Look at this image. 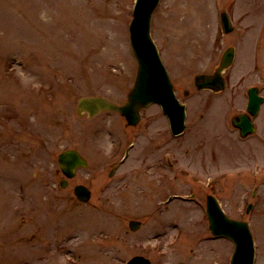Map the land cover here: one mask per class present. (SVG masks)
Instances as JSON below:
<instances>
[{"label":"rangeland","instance_id":"obj_1","mask_svg":"<svg viewBox=\"0 0 264 264\" xmlns=\"http://www.w3.org/2000/svg\"><path fill=\"white\" fill-rule=\"evenodd\" d=\"M134 4L0 0V252L20 264H66L69 248L76 264H126L137 254L153 264H230L234 245L208 227L213 194L230 217L250 224L255 264H264V104L254 135L241 139L230 121L245 110L250 87L264 96V0H161L151 33L187 106L179 137L158 105L137 127L111 112L77 115L83 96L127 100L138 71L128 33ZM230 46L236 60L226 89H197L195 76L214 73ZM71 148L89 166L61 189L58 155ZM79 183L92 190L88 204L74 196ZM131 219L143 222L137 234ZM70 233L79 240L69 242Z\"/></svg>","mask_w":264,"mask_h":264},{"label":"water","instance_id":"obj_2","mask_svg":"<svg viewBox=\"0 0 264 264\" xmlns=\"http://www.w3.org/2000/svg\"><path fill=\"white\" fill-rule=\"evenodd\" d=\"M158 2L159 0H139L135 11V21L131 27L132 46L140 68L136 85L129 94L127 104L118 106L102 97L82 98L79 100V114L87 112L90 117H93L101 111H115L124 115L129 125H136L140 120V109L157 102L171 119L174 133L177 134L184 130V107L179 104L173 94V87L167 72L159 60L149 35L151 14ZM222 22L226 33L233 30L225 13L222 14ZM233 59L234 49L229 48L225 52L221 64L214 75L201 74L196 76L197 87L199 89H212L215 92L223 90L225 88V80L222 72L232 64ZM250 94L249 111L254 115L258 111L262 99L258 97L256 89L250 90ZM233 123L241 128L243 136L253 132L252 123L246 115L234 118ZM60 163L62 169L69 177L74 176L76 167L86 166V163L75 151L61 154ZM64 184L66 182H63ZM76 194L83 201H87L90 198V192L81 186L76 188ZM207 214L212 232L218 236L229 237L236 243L232 264H253L254 243L248 225L228 218L212 196L208 197ZM131 227L132 229H137L139 223L131 222ZM130 264L150 263L142 258H136Z\"/></svg>","mask_w":264,"mask_h":264},{"label":"bare ground","instance_id":"obj_3","mask_svg":"<svg viewBox=\"0 0 264 264\" xmlns=\"http://www.w3.org/2000/svg\"><path fill=\"white\" fill-rule=\"evenodd\" d=\"M164 14L163 13H161V16H158V20H159V23L160 24H162V23H164L165 22V20H167L168 18H166V16H163ZM83 21H85V20H83ZM250 42V41H249ZM246 45H248V46H246V48H245V51H244V54L245 53H247V48L250 46L249 45V43H247ZM247 49V50H246Z\"/></svg>","mask_w":264,"mask_h":264}]
</instances>
